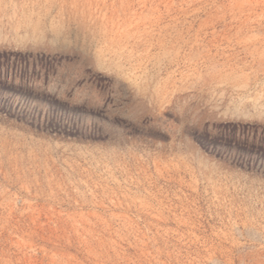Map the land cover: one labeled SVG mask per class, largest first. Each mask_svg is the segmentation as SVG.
<instances>
[{"label": "rangeland", "instance_id": "rangeland-1", "mask_svg": "<svg viewBox=\"0 0 264 264\" xmlns=\"http://www.w3.org/2000/svg\"><path fill=\"white\" fill-rule=\"evenodd\" d=\"M0 264H264V0H0Z\"/></svg>", "mask_w": 264, "mask_h": 264}]
</instances>
